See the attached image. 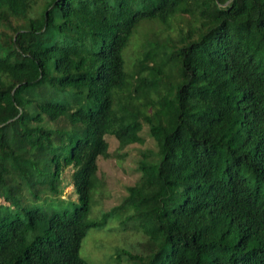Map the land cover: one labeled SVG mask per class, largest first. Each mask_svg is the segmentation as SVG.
<instances>
[{
    "label": "trees",
    "instance_id": "16d2710c",
    "mask_svg": "<svg viewBox=\"0 0 264 264\" xmlns=\"http://www.w3.org/2000/svg\"><path fill=\"white\" fill-rule=\"evenodd\" d=\"M0 198V264H264V0H0Z\"/></svg>",
    "mask_w": 264,
    "mask_h": 264
},
{
    "label": "rangeland",
    "instance_id": "374dc122",
    "mask_svg": "<svg viewBox=\"0 0 264 264\" xmlns=\"http://www.w3.org/2000/svg\"><path fill=\"white\" fill-rule=\"evenodd\" d=\"M143 135L150 136L147 127L144 128ZM108 141L110 143L111 156L108 158L101 157L99 159L100 173L106 181L103 196L100 197L104 204L102 202H98L96 197L93 198L91 218L94 219L101 216V211L104 206L108 207L110 204L117 203L118 199L124 195L126 186L133 183L138 177L132 158L139 152L138 148H142V146H130L126 149L131 153L130 155L118 157V154L122 152L119 151L118 141L113 137H109ZM148 143L153 145L151 141H148ZM62 197L65 199H71L67 203H64L65 206H72V202L77 201V195L74 192L73 184H69L65 188ZM1 202H5L3 198H0V203ZM56 203V205H58V201ZM115 226L117 227L116 222H110L106 227L101 229L92 228L89 230L81 247V255L83 258L88 260L89 264H104L103 260H105V254H110L113 249V245L118 243L114 240L118 236L116 233L120 232L118 231L119 228L114 229ZM134 237L135 236H132L131 240L134 239Z\"/></svg>",
    "mask_w": 264,
    "mask_h": 264
}]
</instances>
